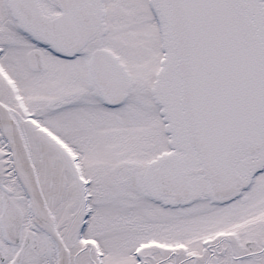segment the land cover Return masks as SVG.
<instances>
[{
  "label": "snow or ice",
  "instance_id": "obj_1",
  "mask_svg": "<svg viewBox=\"0 0 264 264\" xmlns=\"http://www.w3.org/2000/svg\"><path fill=\"white\" fill-rule=\"evenodd\" d=\"M0 264H264V0H0Z\"/></svg>",
  "mask_w": 264,
  "mask_h": 264
}]
</instances>
